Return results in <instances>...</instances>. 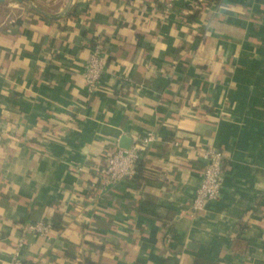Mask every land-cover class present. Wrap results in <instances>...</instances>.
Instances as JSON below:
<instances>
[{
  "label": "crops",
  "instance_id": "crops-1",
  "mask_svg": "<svg viewBox=\"0 0 264 264\" xmlns=\"http://www.w3.org/2000/svg\"><path fill=\"white\" fill-rule=\"evenodd\" d=\"M148 134L134 178L100 190L105 158ZM206 150L220 194L190 216ZM16 257L264 264V0L0 3V264Z\"/></svg>",
  "mask_w": 264,
  "mask_h": 264
},
{
  "label": "built area",
  "instance_id": "built-area-1",
  "mask_svg": "<svg viewBox=\"0 0 264 264\" xmlns=\"http://www.w3.org/2000/svg\"><path fill=\"white\" fill-rule=\"evenodd\" d=\"M176 0H162L166 8H170ZM106 65V58L99 46L94 47V52L89 57L85 83L89 93H95L99 88V82ZM156 140V136L148 134L140 141L131 144L128 149H117L108 155L102 167L98 170L100 190L111 188L119 183L132 180L135 176L136 166L141 159L142 153ZM200 159L203 162L201 181L195 190L190 204V216L206 209L208 203L218 199L223 181L222 158L220 154L212 150L201 152ZM81 171L80 169H78ZM24 231L34 236H48L50 224L39 222L27 225ZM12 264H22L16 257Z\"/></svg>",
  "mask_w": 264,
  "mask_h": 264
},
{
  "label": "trees",
  "instance_id": "trees-1",
  "mask_svg": "<svg viewBox=\"0 0 264 264\" xmlns=\"http://www.w3.org/2000/svg\"><path fill=\"white\" fill-rule=\"evenodd\" d=\"M97 176H98V174L96 173V178H97ZM57 225H58V223L54 224V227H57ZM194 264H211V263L200 261V260H196Z\"/></svg>",
  "mask_w": 264,
  "mask_h": 264
},
{
  "label": "water",
  "instance_id": "water-1",
  "mask_svg": "<svg viewBox=\"0 0 264 264\" xmlns=\"http://www.w3.org/2000/svg\"><path fill=\"white\" fill-rule=\"evenodd\" d=\"M3 2V0H0V3H2Z\"/></svg>",
  "mask_w": 264,
  "mask_h": 264
}]
</instances>
